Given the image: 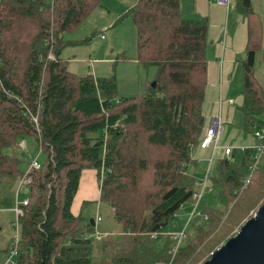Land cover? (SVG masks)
Masks as SVG:
<instances>
[{
  "label": "trees",
  "instance_id": "1",
  "mask_svg": "<svg viewBox=\"0 0 264 264\" xmlns=\"http://www.w3.org/2000/svg\"><path fill=\"white\" fill-rule=\"evenodd\" d=\"M99 3L0 0V207L15 204L17 182L28 180L20 236L10 241L15 264H90L91 238L83 235L87 232L101 238L102 249L111 255L102 264L167 261L174 240L165 235L156 247L158 236L153 234L197 193V178L185 169L203 128L206 19L184 18L179 0H137L127 11L136 28L137 59L144 67L155 66L157 73L144 94L122 96L115 80L80 77L61 54L69 43L63 32L77 27ZM234 7L247 21L240 110L244 129L253 132L264 120V90L254 77L262 23L251 0H235ZM30 135L46 159L24 173L16 150H23L19 142ZM141 144L157 147L164 155L148 164L135 155ZM252 154V148H245L239 164L227 158L216 162L211 187L219 191L220 207L203 209L196 218L205 216L206 225L195 226L169 262L192 264L223 235L227 209L222 208L231 204L224 217L230 219L252 184L264 187V155L250 171ZM87 168L97 171L99 202L113 207L117 233L99 229L100 222L92 225L89 218L86 231L76 229L84 218L73 215L71 205ZM143 180L146 190L140 187ZM135 192L138 197L131 199Z\"/></svg>",
  "mask_w": 264,
  "mask_h": 264
},
{
  "label": "rangeland",
  "instance_id": "2",
  "mask_svg": "<svg viewBox=\"0 0 264 264\" xmlns=\"http://www.w3.org/2000/svg\"><path fill=\"white\" fill-rule=\"evenodd\" d=\"M45 1L47 3H52L53 0ZM136 2L137 0H100L99 5L96 6L77 27L63 32V38L69 43L62 48L61 54L66 60L67 67L71 72L80 77H86L88 75L94 77H110L115 80L117 94L122 96H140L148 91L149 86L154 82L156 77L157 68L153 65L144 67L137 59L138 50L136 28L132 18L127 15V11L133 8L136 5ZM229 2L231 5L234 3V0H229ZM179 9L184 18L191 19L195 17V15L190 14L194 10L193 0H180ZM213 15L218 21H221L223 18V15L218 9H216ZM206 22L207 26L210 25L208 19H206ZM123 56L126 58H123ZM241 66L242 65L240 64V67ZM225 87H227V91L229 92L230 86L226 84ZM242 91L243 89H240V96ZM235 95V93L230 94L232 97L231 99L237 101L239 95ZM239 105L240 101L235 102L234 108L238 111L237 114H240V118L237 120V118L234 117L232 121L225 119V123H228L229 130L224 129L220 140L221 143L227 144L223 147V150L226 147L232 149V154L229 157L232 165L239 164L243 155V149H253L257 145V141L253 137L252 131L249 132L243 127V116L240 110L242 104ZM223 114L225 115V108L223 109ZM24 142L26 146L22 151L24 155H16L20 159V170L26 173L31 161L36 160L43 163L46 159V155L44 152L40 151L39 144L35 137L31 135L27 136L24 138ZM157 149V147L141 144L138 150L135 151V155L139 157L142 156L148 164H152V161L157 158H162L161 156L164 155V153H161V149L156 151ZM263 162L264 160L260 164H263ZM207 169L204 164H200L195 171L187 168V172L197 175L200 174L201 177H203ZM148 175V172H146L142 177L147 178ZM255 177H257V174L254 178ZM210 178L211 176H209V187L211 186ZM140 187H143L144 190H146L147 181L143 180V186ZM211 188V191L208 192L206 189L203 192L204 195L197 205V211L201 212V214L206 206L220 207L218 206L219 191L214 187ZM196 189V192H198V188ZM139 190H141V193H145L141 188ZM16 192L17 191L15 190V195ZM136 192L131 195V199L138 197ZM244 194H246V196L244 199L243 197L241 199L244 201L243 205L233 213L234 217L227 220L225 219L229 212L228 210L231 208V204L222 208L223 210L227 209L222 219L225 220V222L223 221L224 225L221 227L223 235L217 240H213L208 251H203V255L194 259L192 264H201L204 260H207L216 248L222 245L239 230L245 220L252 216L264 201V187L252 184L249 190L245 191ZM24 199H26V191L23 187L17 192L16 202L20 203ZM194 207V200L185 202L169 220L168 224L159 231L158 237L155 240L156 247L161 246L165 235H170L174 242L173 244H170V250L167 252V255H169V258L167 257L168 260L158 261L153 264H172L169 260L171 261L177 248L186 245L188 238L195 232V226H199L200 224L204 226L206 225L205 221L202 220V217V219H198L196 218L197 216H193L190 219ZM14 208L0 210V264H10V262L16 260V258L14 259L15 255H13V248L10 247V241L13 239L15 233L11 228V224L16 220ZM112 208L113 207H109L107 204L101 202L94 204L87 203L83 206L82 215L86 218L93 219L94 221H96L97 217H100L101 221L98 225L99 229H104L106 232L113 231L117 233L119 226L112 219ZM76 229H79V231L85 229L86 231L87 228H85L84 224L81 222L77 225ZM180 234H182L183 238L178 242L174 237ZM83 235L91 238L90 264L108 263L109 260L112 259L106 248L102 249L103 243L101 238L96 240L95 237L91 236V234L89 235L88 232ZM166 245L167 244H165L164 248ZM174 247H176L175 250H173ZM165 251H167V249Z\"/></svg>",
  "mask_w": 264,
  "mask_h": 264
},
{
  "label": "crops",
  "instance_id": "3",
  "mask_svg": "<svg viewBox=\"0 0 264 264\" xmlns=\"http://www.w3.org/2000/svg\"><path fill=\"white\" fill-rule=\"evenodd\" d=\"M193 3L194 10L190 14L195 15V17L191 19L199 20L201 18H206L210 22V25L207 26L206 30L207 75L204 99L202 103L203 128L197 145L191 148L192 159L186 165L185 170L187 172L188 168L192 171H195L196 169H198V166L200 164H204L206 169L209 168L211 170L212 176L216 162L219 159L226 158V156L224 155L223 147L227 144L220 142L221 137L218 141L217 147L215 148L212 145L206 148H201L200 142L204 137L206 129L210 125V119L213 113L220 110L222 121L224 118L223 131L224 129L229 130L228 123H225V119L232 121L234 117H236L237 120L240 118V114H237L238 111L236 110V108H234V104L235 102L240 101L241 105L243 102L242 94L240 96V89H243V73L241 72L240 64L241 61L245 58L247 43V21L246 17L235 9V0L233 4L230 5L229 3L228 7L218 5L214 0H193ZM251 4L253 9L259 14L262 23V39L260 49L256 52L255 56L254 77L257 80L258 84L262 86L264 90V59L262 57L264 51V0H251ZM216 9H218L223 15L221 21H218L217 18L213 15ZM226 84L230 86L229 92L227 91V87H225ZM232 93H235V96H237V94L239 95V99L237 101L231 99L232 97L230 96V94ZM224 108L225 115L223 114ZM19 146L21 147V149L26 148L24 139L19 142ZM22 151L23 150H18L17 152L16 150V154L23 156L24 153ZM187 173L197 178L195 188H198V191L199 189L201 190L200 182L203 177H201L200 174L197 175L190 172ZM18 183L19 181L17 182L15 188L17 192L20 188H23L25 186L23 185L19 187ZM17 192L14 196L15 204L9 207H0V210L10 209L16 206ZM99 197L100 189L97 171L92 168L82 170L78 189L71 205L72 214L75 216H82L84 218L82 223L85 224L86 217L82 215L84 204L98 203ZM182 206L183 204L181 205V207ZM96 221L93 220L94 224L96 223Z\"/></svg>",
  "mask_w": 264,
  "mask_h": 264
},
{
  "label": "built area",
  "instance_id": "4",
  "mask_svg": "<svg viewBox=\"0 0 264 264\" xmlns=\"http://www.w3.org/2000/svg\"><path fill=\"white\" fill-rule=\"evenodd\" d=\"M214 1L216 2V4L221 5V6H225V7H228V5L230 3L229 0H214ZM34 121L36 123V119H34ZM222 131H223V121H222V117H221V112L219 110L211 116L210 125L205 131L204 137L200 142V147L206 148L210 145H212L214 148L217 147V144H218V141L221 137ZM252 133H253V137L257 141V145L255 148H253V154H252L253 158H252V162H251L250 167H249L250 171L257 168V166L259 165V163H260V161L264 155V120L262 121V124L259 127L255 128L253 130ZM231 154H232L231 148H228V147L224 148V155L226 156L227 159L230 157ZM39 167H40V163L38 161L34 160V161L30 162L29 168H39ZM209 176H211V170L208 168L207 171L205 172L203 178L201 179V182H200L201 190L193 195V200L195 201V207H194L193 212L191 213L190 219L193 216H197V217L201 216V212L197 211V205L202 199L203 192L206 189H207L206 191L211 189L208 186L209 185L208 184ZM247 181H248V179L246 180V182ZM27 183H28L27 178L23 177L21 180H19L18 186L20 187V186L26 185ZM26 204H27V199H24L20 203H17L15 206L16 220H15V222H13L11 224V228L15 232L14 236H13L14 242H16L20 236L19 218L23 214L22 206H25ZM203 219L205 220L206 217L204 216ZM97 221H100L99 217L97 218ZM96 236H99V232L96 233ZM157 236L158 235L156 233L153 234V237H157ZM182 238H183L182 234L174 237V239L175 240L177 239L178 242H180L182 240ZM175 248L176 247H174L173 250H175ZM13 255L16 256V249H14V248H13ZM12 263H15V260L10 262V264H12Z\"/></svg>",
  "mask_w": 264,
  "mask_h": 264
},
{
  "label": "water",
  "instance_id": "5",
  "mask_svg": "<svg viewBox=\"0 0 264 264\" xmlns=\"http://www.w3.org/2000/svg\"><path fill=\"white\" fill-rule=\"evenodd\" d=\"M90 222L94 225L93 220ZM201 264H264V201L239 230Z\"/></svg>",
  "mask_w": 264,
  "mask_h": 264
}]
</instances>
